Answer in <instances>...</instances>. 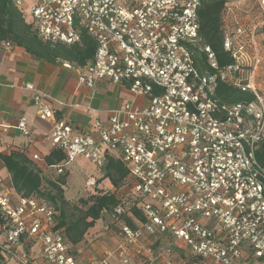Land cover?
I'll return each instance as SVG.
<instances>
[{"label": "built area", "instance_id": "obj_1", "mask_svg": "<svg viewBox=\"0 0 264 264\" xmlns=\"http://www.w3.org/2000/svg\"><path fill=\"white\" fill-rule=\"evenodd\" d=\"M12 1L44 42L73 45L83 32L94 40L93 57L84 65L63 62L78 84H119L144 100L109 109L105 121L93 117L85 131L57 116L62 101L24 85L38 118L50 123L49 138L64 152V166L82 157L102 168L111 158L126 170L123 184H130L144 220L137 229L120 227L125 241L136 243L143 232L166 234L206 264H264V164L256 157L264 148L258 35L264 0H252L258 16L247 26L230 24L233 4L225 2L222 45L233 62L222 67L199 35V0ZM200 53L204 71L195 65ZM219 81L251 92L252 100L221 101ZM17 128L29 133L24 118ZM94 183L87 178V185ZM125 212L123 203L116 205L112 221ZM58 213L40 196H14L0 186L1 252L30 264L26 245L32 243L47 264H77L56 225Z\"/></svg>", "mask_w": 264, "mask_h": 264}, {"label": "crops", "instance_id": "obj_2", "mask_svg": "<svg viewBox=\"0 0 264 264\" xmlns=\"http://www.w3.org/2000/svg\"><path fill=\"white\" fill-rule=\"evenodd\" d=\"M63 62L65 61L59 60L56 63H48L35 58L20 46L0 42V155L19 152L39 169L41 175L52 180L65 175V183L61 186L65 200L70 203L87 199L88 195L114 191L120 201L129 199L130 196L132 198L130 184H122L116 189L104 176L105 169L102 171L95 168L82 157L63 165L64 152L53 147L49 138L50 123L38 118L32 103L33 93L24 88V85L30 83L39 91L62 101L64 105L59 106L57 116L75 128L85 131L90 129L93 117L105 121L109 109L126 101L144 100L136 98L121 85L106 81L88 89L78 84L76 72L63 66ZM88 107L95 111H90ZM20 118L25 119L28 134H23L17 128ZM53 152L61 154L62 158L58 161L53 158L52 162L48 163L46 158ZM35 154L38 158H34ZM60 166L61 172L57 170ZM90 176L95 179L92 186L86 184ZM0 186L18 196L1 159ZM134 210L139 212L141 218ZM125 213V216L116 222L112 221L110 214L102 213L76 243H71L64 233V228L58 227L63 231L69 252L75 256L77 264H102L103 261L108 264H206L194 256L184 242L166 234L149 235L143 232L136 243L126 242L119 231L120 227L137 229L142 225L144 216L133 200L126 206ZM103 214L111 219V224L115 227L117 225V229H112L108 220L103 219ZM58 216L59 213L56 225ZM21 247L24 245L21 244ZM26 248L30 254V264H47L40 256L37 245L28 243ZM2 257L5 264H20L13 255L3 251Z\"/></svg>", "mask_w": 264, "mask_h": 264}, {"label": "trees", "instance_id": "obj_3", "mask_svg": "<svg viewBox=\"0 0 264 264\" xmlns=\"http://www.w3.org/2000/svg\"><path fill=\"white\" fill-rule=\"evenodd\" d=\"M199 1L198 31L202 43L212 49L220 67L231 64L233 59L222 45L223 27L221 23L224 4L229 0ZM0 42H9L20 46L35 58L48 63H56L61 60L76 65H84L92 59L96 48L94 40L84 32L80 42L73 45L42 41L22 9L17 7L12 0H0ZM205 64L204 54L200 53L195 57V65L200 71L206 69ZM216 95L221 101L227 103L248 102L253 98L251 92L242 91L221 81L217 84ZM49 156L46 158L48 163L52 162L53 158L57 161L62 158V155L57 152H53ZM256 157L259 162L264 164L263 146L257 150ZM0 159L9 173L11 183L18 195L41 196L57 207L59 210L57 227L64 228V233L71 243L78 242L86 229L92 226L102 213L111 215L114 207L121 203L116 198L115 191L90 195L87 199H79L76 203H70L65 200L61 186L65 183V175L57 176L55 180L43 176L25 155L16 151L8 155H0ZM104 169V176L116 189L119 188L126 176L123 166L119 162L109 159ZM134 213L141 218L138 211L134 210Z\"/></svg>", "mask_w": 264, "mask_h": 264}, {"label": "rangeland", "instance_id": "obj_4", "mask_svg": "<svg viewBox=\"0 0 264 264\" xmlns=\"http://www.w3.org/2000/svg\"><path fill=\"white\" fill-rule=\"evenodd\" d=\"M231 3L233 4V5H231V7L234 10V16L229 18L230 24H233L235 21H237L240 24L247 26L257 18L258 12L256 10V7L252 5V0H244V1L243 0H232ZM258 35H259V38L261 40V48H262V55H263V62H264V26L259 28ZM248 53L250 54V50ZM262 87L264 88V83L262 84ZM100 169L102 171L104 170V168H100ZM119 193H121V192H119ZM127 197H128V195L125 196V198H127ZM87 198H89V195L87 196ZM132 200H133V198H131V196H130L129 199H125V200L121 199L120 202L123 203V205L126 208V206H128L129 204L132 203ZM55 208L57 209L56 206H55ZM103 215H102L103 219L108 220V223L110 224L112 229H114V230L117 229L116 228L117 225L115 227L113 225V223L111 224V222H110L111 219L106 218L107 217V216H105L106 214H103ZM125 215H126V213H125Z\"/></svg>", "mask_w": 264, "mask_h": 264}]
</instances>
